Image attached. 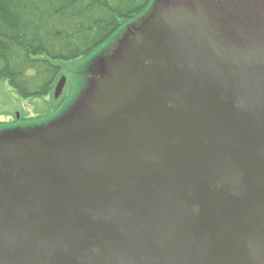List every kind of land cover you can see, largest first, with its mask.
Returning <instances> with one entry per match:
<instances>
[{
    "label": "water",
    "instance_id": "95a60500",
    "mask_svg": "<svg viewBox=\"0 0 264 264\" xmlns=\"http://www.w3.org/2000/svg\"><path fill=\"white\" fill-rule=\"evenodd\" d=\"M166 20L95 118L1 148L0 264H264V0Z\"/></svg>",
    "mask_w": 264,
    "mask_h": 264
},
{
    "label": "trees",
    "instance_id": "16d2710c",
    "mask_svg": "<svg viewBox=\"0 0 264 264\" xmlns=\"http://www.w3.org/2000/svg\"><path fill=\"white\" fill-rule=\"evenodd\" d=\"M152 0H0V79L24 98L50 93L63 61L84 58Z\"/></svg>",
    "mask_w": 264,
    "mask_h": 264
},
{
    "label": "rangeland",
    "instance_id": "374dc122",
    "mask_svg": "<svg viewBox=\"0 0 264 264\" xmlns=\"http://www.w3.org/2000/svg\"><path fill=\"white\" fill-rule=\"evenodd\" d=\"M171 5L172 0H152L142 14L126 22L93 53L61 62L62 71L56 82L63 76L67 82L58 98L55 84L46 96L24 98L7 79H0V150L19 140L59 133L69 124L73 126L81 115L89 113L85 116L87 119L95 118L101 101L102 78L107 74L118 76L133 66L131 49L140 37L144 42L149 36H166V19ZM80 123L81 120L73 126V131Z\"/></svg>",
    "mask_w": 264,
    "mask_h": 264
}]
</instances>
